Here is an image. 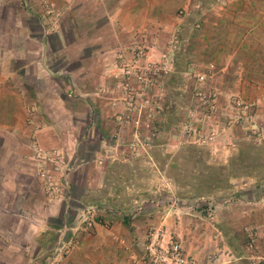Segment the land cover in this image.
<instances>
[{"label": "crops", "instance_id": "0c3cea01", "mask_svg": "<svg viewBox=\"0 0 264 264\" xmlns=\"http://www.w3.org/2000/svg\"><path fill=\"white\" fill-rule=\"evenodd\" d=\"M12 1L20 9V21L8 5L6 15L15 19L4 21L0 4V36L6 39L0 47V142L6 143L0 146V154L4 151L0 156V208L20 210L31 223L25 226L23 251L19 254L11 248L6 255L21 256L23 264L54 260L58 264H153L142 245L148 231L161 228L164 245L178 243L198 264H264L259 262L264 256V215L258 205L249 210L228 207L222 213L213 202L214 212L204 216L194 209L200 188L179 187L171 181L183 159L105 156L102 147L117 128L115 109L107 103L109 94L94 96L99 88H112L121 60L117 53L133 33L144 32L148 42L159 47L164 26L174 23L175 12L182 8L181 44L171 73L163 78L167 104L154 144L166 142L168 148L170 136L189 108L178 98L180 77L191 58L215 69L221 99L263 97L264 0H222L212 10L207 9L209 0ZM49 5L53 6L51 14L60 15L56 26L48 25ZM27 108L33 113L32 125L24 124ZM33 125L40 129L32 132ZM214 127L218 146L242 134L217 120ZM117 132L120 145L129 140L124 129L118 127ZM31 142L44 149L61 147L67 158L82 162L68 174L53 204L45 202L23 156ZM182 158V173L199 169L206 178L218 171L221 162L219 156ZM153 164L160 167L161 176L164 173V185L158 182ZM254 187L239 192L253 200L261 193V186ZM174 188L188 196L175 199ZM90 205L98 207L99 216L89 228L76 227L75 215ZM244 223L258 232L255 250L237 247L235 232ZM14 231H19L17 225ZM73 241L74 249L58 259V244L64 247Z\"/></svg>", "mask_w": 264, "mask_h": 264}, {"label": "rangeland", "instance_id": "374dc122", "mask_svg": "<svg viewBox=\"0 0 264 264\" xmlns=\"http://www.w3.org/2000/svg\"><path fill=\"white\" fill-rule=\"evenodd\" d=\"M212 1L209 0L207 2V9L212 10L214 8L215 5L212 4ZM0 4H3L2 19L4 21L5 19L11 21L15 19L6 15L7 5L9 8H13V12L16 13V19L20 21L22 17L19 14L20 12L18 13L20 9L16 3L12 0H0ZM48 8V11H50V8H53V6L49 5ZM47 14L46 16L49 18L48 25H58L60 15L56 13L55 16L51 14V11L47 12ZM182 14L183 9H178L174 15L176 17L174 23L172 22L167 27L164 26L165 34L160 39L159 47L150 44L144 32L133 33L127 46L117 53L121 60L117 67L118 74L114 77L112 88L102 87L94 92V96L99 97L105 95V93L109 94L110 97L107 103L115 109V115L113 117L117 128L112 133L110 141L102 147L103 152L105 148H109L108 153L104 152V155L118 154V156L130 158L131 155L127 150L128 144L132 140L138 139L143 144L138 148L135 155H133L134 157L178 156L183 159L182 162H179V165H181L179 166V172H181L182 164L185 161V158H182V156H219L221 162L217 168L218 171L214 175L212 174L206 178L203 176L204 173L201 174L199 169L191 171L189 174L188 171L192 169H188L189 163L185 162V168L188 171L179 173L174 169V176L171 177V181L175 186L179 187L194 185V187L200 188L199 193L197 192L199 197L195 199L197 205L194 209L199 210L204 216L209 212H214L213 202L217 205L216 209L221 210L222 213L227 212L230 209L228 207H232L231 210L237 207L249 210L248 208H252L253 205H258L264 215V95L261 97L259 94L247 100L237 96L230 97L229 99H221L217 94V74L215 69L210 64H202L196 58H191L186 62V68L182 75L183 79L180 77L179 86L182 89L178 98L183 103V107L188 103L189 108L186 110L182 121L174 129L173 135L170 136L171 144L168 148L164 145L166 142L158 145L154 144L159 133L160 120L167 104V88L163 78L171 73L176 60L175 52L181 44L180 18ZM173 40L177 42L172 51L173 62L171 67L168 68L166 73H160L155 77V84L146 93L149 106L152 107L153 103H157V106L160 108L159 113L151 118H147L143 111L140 113H127L123 103L124 98L128 95L126 93L123 94L119 86L122 65L129 63L135 58L134 54L136 49L134 47L142 50V60L140 61V65L142 66L147 60H156L166 49L167 44ZM5 43L6 39H1L0 36V47H4ZM127 82L132 93H134L137 90V83L132 78ZM110 91L112 93H109ZM195 93H198V95L195 96ZM204 99L212 104L211 110L203 103ZM26 110L30 109L27 108ZM193 111H196V113L191 117ZM125 119L127 123L123 121ZM134 119H139L137 126L131 123ZM215 120L220 121L227 129H240L242 133L240 139L234 140L227 145L218 146L220 139L217 129L214 127ZM24 124L30 125L26 121V113L24 116ZM118 127L124 129L129 138L123 145L119 143ZM32 132L34 131L32 130ZM151 133H153L152 136H150ZM1 134L3 132L0 130V136ZM2 141L3 143L0 142V146L3 148L6 143H4V140ZM119 146L122 148H119ZM24 152L23 156H28L29 150L27 147ZM0 156H4V151ZM151 167L157 170H154L157 180L164 185L166 178L164 173L162 176L160 175L162 172L160 171V167L157 164H153ZM1 180L3 178H0ZM187 182L188 184H186ZM248 186H255L254 190L261 186V193L255 196L253 200H249L246 194L239 192L240 189ZM213 187H215L214 190H216V193L218 192L216 195L211 193L214 191L211 190ZM171 194L177 200L188 196L185 192L176 189ZM252 194L249 193L247 195L251 196ZM213 196L216 199H213ZM173 204L176 205V202L174 201ZM240 211V208H238V212ZM29 220L30 218L20 210L0 208V251H2L0 253V264H23V258L21 256H9L6 255V252L11 253L9 251L11 248L16 253L23 251V244L27 243L23 239V233H25V228L31 223ZM8 222L11 223L8 224ZM15 225L19 227V233L14 231ZM224 225L229 229L226 224ZM235 234L238 249L245 250L244 248H246L249 251L256 249V241L259 237L255 227L245 223L239 224ZM259 260V262L264 263V256ZM241 262L248 264L246 261Z\"/></svg>", "mask_w": 264, "mask_h": 264}, {"label": "built area", "instance_id": "2783aa9c", "mask_svg": "<svg viewBox=\"0 0 264 264\" xmlns=\"http://www.w3.org/2000/svg\"><path fill=\"white\" fill-rule=\"evenodd\" d=\"M220 1L222 0H213L212 4L217 5ZM176 42L175 40L171 41L156 60H147L142 66L140 65L142 50L134 47L136 49L134 54L135 58L129 63L122 65L121 82H119L123 94L126 93L128 95L124 98L123 103L127 113H140L143 111L147 118H151L159 113L160 108L157 106V103H153L152 107L149 106L146 93L155 84V77L160 73H166L168 68L171 67L173 62L172 51L175 48ZM131 78L137 83V90L134 93H132L127 82ZM197 95L198 93H195V96ZM203 103L207 105L209 110L212 109V104L206 99L203 100ZM195 113L196 111H193L191 117ZM32 115L30 110L26 111V121L30 125H32ZM123 121L127 123L126 119ZM131 123L137 126L139 119H134ZM39 129L37 125H33L32 127L34 132ZM152 135L153 133L150 134V136ZM142 144L143 142H140L138 139H134L128 144L127 150L131 155L130 158L134 157L133 155H135ZM28 150L27 160L34 175L38 179L45 202L47 204L57 202L66 184L68 174L73 169L79 168L82 162L75 158L72 160L67 158V152L61 147L44 149L39 147L35 142H31ZM108 151L109 148L104 149L105 153H108ZM98 216L99 210L97 206H86L75 215V226L84 225V227L89 228ZM65 231L66 228L64 227L60 232L62 234ZM163 236L164 233L161 228L151 229L147 232L145 242L142 245L143 252L153 264H198L195 259L185 254L178 243L169 242L167 245H164ZM74 246V241L64 247L58 244L55 256L58 259L65 257L74 249ZM51 264H58V262L54 260Z\"/></svg>", "mask_w": 264, "mask_h": 264}]
</instances>
